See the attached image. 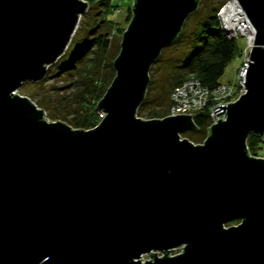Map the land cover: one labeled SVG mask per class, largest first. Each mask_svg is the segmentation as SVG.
Listing matches in <instances>:
<instances>
[{"label":"water","instance_id":"obj_1","mask_svg":"<svg viewBox=\"0 0 264 264\" xmlns=\"http://www.w3.org/2000/svg\"><path fill=\"white\" fill-rule=\"evenodd\" d=\"M229 1L253 32L247 91L195 143L182 137L194 114L137 112L200 0H134L89 129L18 93L65 53L89 2L0 0V264H264V158L247 145L264 136V0Z\"/></svg>","mask_w":264,"mask_h":264},{"label":"trees","instance_id":"obj_2","mask_svg":"<svg viewBox=\"0 0 264 264\" xmlns=\"http://www.w3.org/2000/svg\"><path fill=\"white\" fill-rule=\"evenodd\" d=\"M87 1L89 3L95 2L98 7L97 12H95L96 16L101 17L102 23L113 28V23H115L116 19H111L110 16L113 12L119 13L117 10L118 8L121 9V7L118 4L114 5V0ZM223 1L225 0L220 1V4ZM219 6L210 7L205 15L200 16L196 27L188 32L187 26L190 18L202 12L201 8H198L185 22L182 31L175 41L162 50L160 56L151 67L150 83L146 97L138 109L139 115L149 118H163L167 116L171 107V92L192 75L198 77L204 85L209 87H215L223 82L221 78L227 66L237 57L240 49L238 38L227 34L222 29L218 17ZM102 27L104 26L100 25L97 28H92L89 31L90 35L93 34L90 40L81 46L78 45L74 56L65 60L61 67V71L66 70L72 75L85 71L82 74L83 80L77 81L71 92L73 95L78 94L81 96L78 103L83 105L81 110L76 109L74 111L78 116L76 115L70 120L71 124L77 128L89 129L99 123L101 117L95 111L97 105L95 104V107L93 106L95 109L90 111L87 105L93 97L100 100L107 90L105 86L109 81L111 83L114 78L113 73L104 82L103 80L100 81L98 71H94V68L104 66L102 59L111 45L110 33L107 31L103 34ZM110 66L112 67L113 65ZM159 67L166 69L167 77H165V82L167 85H164L158 93V87L154 85L156 82L154 73L160 69ZM150 105L164 107V109L146 111ZM210 113L211 109L206 107L203 111L196 114L194 121L198 129L188 133L189 138L195 143L204 142L209 135V128L212 122ZM247 145L252 155H258L260 149L264 147L262 137L256 133L250 134ZM239 222L240 220H235L227 225Z\"/></svg>","mask_w":264,"mask_h":264},{"label":"rangeland","instance_id":"obj_3","mask_svg":"<svg viewBox=\"0 0 264 264\" xmlns=\"http://www.w3.org/2000/svg\"><path fill=\"white\" fill-rule=\"evenodd\" d=\"M220 1L222 0H202V1L200 0L198 8H201L202 12L190 18L187 26V31L190 32L196 27L198 20H200V16L205 15L209 11L210 7L220 5L218 9L219 12L221 7L227 2V0L223 1L221 4ZM133 2L134 0H119V1L114 0V5L118 4L122 10L119 13L113 12L112 15L110 16L111 19L112 18L116 19L115 23H113V28H110L105 23H102L101 17L99 18V16H96L95 12H97L98 7L96 6L95 2L89 3L88 11L84 13L80 19L78 25L79 30L77 28L65 53L55 63L49 66L45 76L41 80L24 82L21 85L20 89L18 90V93L29 97L39 107L43 108L46 112V116L50 120H55V121L62 120L72 125L70 120L77 115L74 111L76 109L81 110L83 105L78 103L81 96L78 94L73 95L71 92L73 86L76 85L75 83H77V81L83 80L82 74H84L85 71H81L80 73H75L74 75H72L66 70H63L64 72L61 71L62 70L61 67L63 66L65 60H68L74 56V53L78 45L81 46L86 41L90 40L93 34L90 35L89 31L92 28L94 29L102 25L104 26L101 29L103 31V34L106 33L107 31H109L110 33L111 45L109 50L106 52V54H104V57L102 59L103 60L102 64H104V66H102L101 68H94V71L96 70L98 71L99 73L98 77L100 81L103 80V82L105 79L112 76L113 73L115 77L116 70L114 69L113 66L111 67L110 65H113L115 58L118 56L120 52L123 32L127 29L133 16V11H132ZM238 45H239L240 53L227 66L225 73L221 78L223 82L234 81L237 78L238 68L242 62V59L245 58L244 47L246 45V38L245 37L238 38ZM166 74H167L166 69L164 68H160L154 73L155 75L154 79L156 80L154 85L158 87L157 88L158 93L160 92V89L164 85H167L165 82L166 81L165 77H167ZM109 82L107 83L105 88H108L110 86L109 84L111 83ZM98 102H99L98 98L95 97L91 98L89 104L87 105L88 110L89 111L92 109L94 110L95 108H93V106L95 104L97 105ZM153 106L150 105L149 109H147L146 111H150L154 109L156 110L161 108L164 109V107H159V106L153 107ZM95 111L98 112L100 115V110H98V108ZM137 116L143 119H150L149 117H145L144 115H139L138 112H137ZM157 118H161V117H157ZM189 132L191 131L183 132L182 137L189 138L188 136ZM260 153L264 155V147L260 149ZM181 252H182V248H177L173 253H171V255L179 254ZM158 255L162 256L163 254L159 252ZM142 259L143 261H146L151 259V256H149V254H145Z\"/></svg>","mask_w":264,"mask_h":264},{"label":"built area","instance_id":"obj_4","mask_svg":"<svg viewBox=\"0 0 264 264\" xmlns=\"http://www.w3.org/2000/svg\"><path fill=\"white\" fill-rule=\"evenodd\" d=\"M229 2L230 1L227 0L218 12L222 29L227 34L236 38H246V45L244 47L245 58L242 59V63L238 68L236 80L221 82L215 87H209L204 85L198 77L192 75L171 92V107L168 115L194 114L192 115L194 119L197 113L203 111L206 107H209L211 109L210 116L212 125L217 120L224 118L226 115V110L219 115L214 113V108L216 106L219 104H226V106H228V103L236 101L241 95L246 93L247 88L244 83V78L246 72L245 70L249 62V53L251 51L250 47L253 46V44L250 43L253 35L251 36L248 32H243L241 30L244 25L243 21L239 26L232 27L229 25L227 20L222 17L221 12ZM117 11L120 12L121 9L118 8ZM100 116L103 118L105 116V112L100 111ZM261 137L264 145V136ZM255 156L264 158V155H262L260 151L259 154Z\"/></svg>","mask_w":264,"mask_h":264},{"label":"bare ground","instance_id":"obj_5","mask_svg":"<svg viewBox=\"0 0 264 264\" xmlns=\"http://www.w3.org/2000/svg\"><path fill=\"white\" fill-rule=\"evenodd\" d=\"M221 15L232 27L239 26L242 21L244 22V19L239 15L237 6L231 1L224 7ZM241 30L243 32H248L251 36L253 35L251 28L247 27L245 24Z\"/></svg>","mask_w":264,"mask_h":264}]
</instances>
